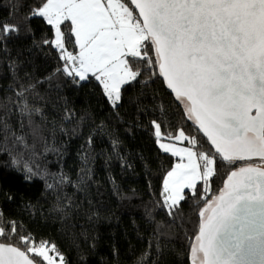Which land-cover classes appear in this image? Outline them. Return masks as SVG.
<instances>
[{"label":"snow or ice","instance_id":"6c2138e0","mask_svg":"<svg viewBox=\"0 0 264 264\" xmlns=\"http://www.w3.org/2000/svg\"><path fill=\"white\" fill-rule=\"evenodd\" d=\"M32 18H42L54 34L44 44L62 62L56 73L78 86L94 79L113 108L124 87L145 72L162 78L194 131L206 138L183 129L164 134L152 121L159 149L179 158L163 177L168 215L190 196L203 201L190 264H264V0H35L27 13ZM18 33L19 25H0V39ZM34 87L21 85L14 102L27 119L19 128L27 126L31 148L0 116V154L26 180L38 173L25 153L35 155V141L43 139L32 120L41 110L26 95ZM221 164L232 170L208 199ZM65 183L70 180L61 175L46 187ZM8 228L0 226V264H67L54 244L27 236L16 243L17 226Z\"/></svg>","mask_w":264,"mask_h":264},{"label":"trees","instance_id":"16d2710c","mask_svg":"<svg viewBox=\"0 0 264 264\" xmlns=\"http://www.w3.org/2000/svg\"><path fill=\"white\" fill-rule=\"evenodd\" d=\"M34 2L0 0V25H19L18 34L0 39V116L26 135L31 148L27 126L19 128L27 119L14 102L21 85H34L26 95L41 110L32 120L43 137L35 141V155L25 153L38 173L30 180L7 167L9 156L0 154V226L8 231L10 223L17 226L16 243L27 236L54 244L67 264H190L203 201L190 196L168 215L161 184L175 158L159 149L152 121L164 134L183 129L206 139L194 131L162 78L145 72L140 82L124 87L113 108L94 79L78 86L56 73L62 62L44 44L53 33L42 18L27 19ZM66 47L72 50L71 44ZM231 170L219 166L206 198L217 193ZM61 175L70 183L49 190L46 185Z\"/></svg>","mask_w":264,"mask_h":264},{"label":"rangeland","instance_id":"374dc122","mask_svg":"<svg viewBox=\"0 0 264 264\" xmlns=\"http://www.w3.org/2000/svg\"><path fill=\"white\" fill-rule=\"evenodd\" d=\"M53 38H54V34H53L52 39H53ZM76 51H78V49H77ZM153 131H154V128H153ZM163 142H165V143H170V142L175 143L174 141H169V140H164ZM178 146H179V145H178ZM185 146H186V145H185ZM161 151H162V150H161ZM174 158H175V162H174V163L178 162V159H179V158H178V157H174ZM257 162H258V161H257ZM174 163H173V164H174ZM170 168H171V167H170ZM170 168H169V169H170ZM169 169H168V170H169ZM162 184H163V180H162ZM162 184H161V191H162ZM53 255H55V253H53Z\"/></svg>","mask_w":264,"mask_h":264},{"label":"water","instance_id":"95a60500","mask_svg":"<svg viewBox=\"0 0 264 264\" xmlns=\"http://www.w3.org/2000/svg\"><path fill=\"white\" fill-rule=\"evenodd\" d=\"M129 2H130V0H129ZM134 7V6H133ZM169 91V90H168ZM192 122V121H191ZM192 125L195 127V125H194V123L192 122ZM202 136H203V134L202 133H200ZM206 139V138H205Z\"/></svg>","mask_w":264,"mask_h":264}]
</instances>
